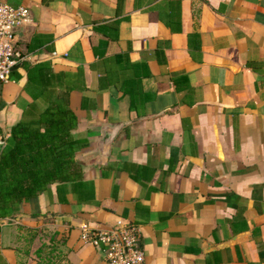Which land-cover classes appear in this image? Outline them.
Returning a JSON list of instances; mask_svg holds the SVG:
<instances>
[{
	"label": "crops",
	"instance_id": "0c3cea01",
	"mask_svg": "<svg viewBox=\"0 0 264 264\" xmlns=\"http://www.w3.org/2000/svg\"><path fill=\"white\" fill-rule=\"evenodd\" d=\"M29 10L0 134L67 99L81 180L0 219V264H103L80 226L141 232L142 264H264V0H0Z\"/></svg>",
	"mask_w": 264,
	"mask_h": 264
},
{
	"label": "trees",
	"instance_id": "16d2710c",
	"mask_svg": "<svg viewBox=\"0 0 264 264\" xmlns=\"http://www.w3.org/2000/svg\"><path fill=\"white\" fill-rule=\"evenodd\" d=\"M77 122L64 98L11 128L0 148V219L11 217L15 205L37 198L53 184L81 180L77 153L87 141L74 135Z\"/></svg>",
	"mask_w": 264,
	"mask_h": 264
},
{
	"label": "built area",
	"instance_id": "2783aa9c",
	"mask_svg": "<svg viewBox=\"0 0 264 264\" xmlns=\"http://www.w3.org/2000/svg\"><path fill=\"white\" fill-rule=\"evenodd\" d=\"M30 23L29 10L0 1V90L8 82L13 68L27 56L18 45L17 33ZM6 143L0 134V148ZM80 238L103 255V264H142L144 251L140 229L127 220L117 219L102 230L89 224L80 226Z\"/></svg>",
	"mask_w": 264,
	"mask_h": 264
},
{
	"label": "water",
	"instance_id": "95a60500",
	"mask_svg": "<svg viewBox=\"0 0 264 264\" xmlns=\"http://www.w3.org/2000/svg\"><path fill=\"white\" fill-rule=\"evenodd\" d=\"M18 67H19V64L16 65V66L13 68V70H16ZM13 70H12V71H13Z\"/></svg>",
	"mask_w": 264,
	"mask_h": 264
}]
</instances>
